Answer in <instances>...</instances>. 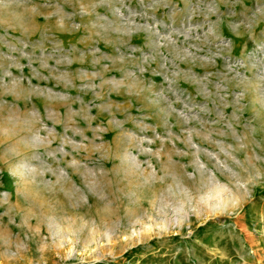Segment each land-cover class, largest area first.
I'll list each match as a JSON object with an SVG mask.
<instances>
[{"label":"rangeland","instance_id":"rangeland-1","mask_svg":"<svg viewBox=\"0 0 264 264\" xmlns=\"http://www.w3.org/2000/svg\"><path fill=\"white\" fill-rule=\"evenodd\" d=\"M0 264H264V0H0Z\"/></svg>","mask_w":264,"mask_h":264}]
</instances>
